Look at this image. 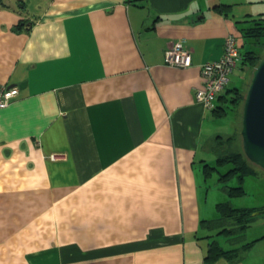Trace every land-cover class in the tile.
<instances>
[{
	"label": "crops",
	"instance_id": "crops-1",
	"mask_svg": "<svg viewBox=\"0 0 264 264\" xmlns=\"http://www.w3.org/2000/svg\"><path fill=\"white\" fill-rule=\"evenodd\" d=\"M2 1L0 89L18 92L0 108V264H207L202 221L217 215L203 164L236 122L194 94L227 35L242 47L234 21L255 12L37 0L33 14ZM177 41L187 67L165 63ZM231 85L232 73L215 106Z\"/></svg>",
	"mask_w": 264,
	"mask_h": 264
},
{
	"label": "trees",
	"instance_id": "trees-1",
	"mask_svg": "<svg viewBox=\"0 0 264 264\" xmlns=\"http://www.w3.org/2000/svg\"><path fill=\"white\" fill-rule=\"evenodd\" d=\"M137 1V0H133ZM256 3L264 2V0L254 1ZM0 6H4L2 0H0ZM216 10L226 16L232 14L233 5L231 4H217ZM235 25L242 39V47L239 48V56L237 62H240V68L246 70L248 68H254L257 62L264 55V11H258L255 13L246 14L242 19H236ZM20 24L17 25V28ZM237 36V35H236ZM239 37V36H238ZM227 87V86H226ZM225 90V89H224ZM241 87H230L226 90L225 94L221 97L225 105L213 106V111L216 115H234L236 107L239 110V120H236V134H233L222 138L218 136L215 143L216 158L212 164H203V173L205 179L211 174L216 173L218 175V182L221 183V188L227 195L240 196L244 193L241 186L243 179L246 176H257V166L251 164L244 157L239 137L240 117H241V103L244 96L242 94ZM223 143H234L232 146H228L224 149H220L219 145ZM236 143V144H235ZM223 167H226L224 170ZM235 177L238 181V185L230 186L228 181L230 178ZM217 216L213 219L203 220L204 228L210 232L205 236L207 244L203 254V260L205 263H214L218 260H224L229 263L237 261L241 252L247 251L253 241L242 242L239 241L241 236L247 227L256 219V211L264 208H234L229 202H222L216 204ZM218 236H223V241L228 244V247H224L219 243ZM257 241V240H256Z\"/></svg>",
	"mask_w": 264,
	"mask_h": 264
},
{
	"label": "rangeland",
	"instance_id": "rangeland-1",
	"mask_svg": "<svg viewBox=\"0 0 264 264\" xmlns=\"http://www.w3.org/2000/svg\"><path fill=\"white\" fill-rule=\"evenodd\" d=\"M230 1V0H228ZM233 3V11L236 13H245L246 10L250 11H264V2L260 4L254 3L257 0H231ZM27 7H30V12L35 14L33 11V6L37 4V0H27ZM243 4V7H240V4ZM246 73L240 68V62H236V66L232 72V78L235 81L236 85L231 87H241L242 94L245 93L251 79L252 68L246 67ZM244 78V80H243ZM244 83V84H243ZM239 109L235 107L234 115L235 122L239 120ZM229 127V121H225ZM236 134V130H235ZM236 144V143H235ZM234 143H223L219 145V148L222 150L228 146H232ZM234 148L235 145H234ZM52 159V158H51ZM215 160V158H214ZM209 163V162H208ZM212 164V163H210ZM226 167H223L224 170ZM257 168V176H246L243 179L241 184L244 193L240 196H230L222 190L221 183L218 182V175L216 173L211 174L206 182L204 183L203 188H208V204L210 203V216L217 215L216 204L222 202H229L234 208H264V170ZM230 186L238 185V181L235 177L230 178L227 182ZM220 244L224 247H228V244L223 240V236H218ZM239 241L242 242H253L251 247L247 251L241 252L237 261L227 262V261H218L217 264H264V213L257 214L256 219L252 224L246 228L244 233L239 236ZM257 240V241H256ZM210 264V263H207Z\"/></svg>",
	"mask_w": 264,
	"mask_h": 264
},
{
	"label": "built area",
	"instance_id": "built-area-1",
	"mask_svg": "<svg viewBox=\"0 0 264 264\" xmlns=\"http://www.w3.org/2000/svg\"><path fill=\"white\" fill-rule=\"evenodd\" d=\"M240 40L235 34L225 37L223 52L216 61L206 62L200 67L203 79L202 87L195 91V100L206 109H212L216 98L224 91L229 83L239 56ZM166 64L175 67H187L191 64V54L181 42H175L164 54ZM18 92L16 87L0 89V108L5 107ZM54 158L53 155L49 156Z\"/></svg>",
	"mask_w": 264,
	"mask_h": 264
},
{
	"label": "water",
	"instance_id": "water-1",
	"mask_svg": "<svg viewBox=\"0 0 264 264\" xmlns=\"http://www.w3.org/2000/svg\"><path fill=\"white\" fill-rule=\"evenodd\" d=\"M31 26H25L26 30ZM239 137L241 150L251 164L264 170V55L252 69L241 103ZM263 211H256L260 214Z\"/></svg>",
	"mask_w": 264,
	"mask_h": 264
},
{
	"label": "bare ground",
	"instance_id": "bare-ground-1",
	"mask_svg": "<svg viewBox=\"0 0 264 264\" xmlns=\"http://www.w3.org/2000/svg\"><path fill=\"white\" fill-rule=\"evenodd\" d=\"M53 157L55 158V156H54V155H53ZM54 158H53V159H54Z\"/></svg>",
	"mask_w": 264,
	"mask_h": 264
}]
</instances>
